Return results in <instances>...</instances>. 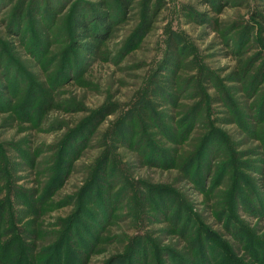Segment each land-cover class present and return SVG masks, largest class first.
Segmentation results:
<instances>
[{
  "label": "rangeland",
  "instance_id": "374dc122",
  "mask_svg": "<svg viewBox=\"0 0 264 264\" xmlns=\"http://www.w3.org/2000/svg\"><path fill=\"white\" fill-rule=\"evenodd\" d=\"M128 10L0 0V250L42 225L44 252L80 195L91 202L71 236L92 235L115 196L87 264L137 241L152 249L144 264H237L209 258L203 226L240 263L264 264L240 228L264 245V0H134ZM99 14L111 32L86 56L72 20Z\"/></svg>",
  "mask_w": 264,
  "mask_h": 264
},
{
  "label": "trees",
  "instance_id": "16d2710c",
  "mask_svg": "<svg viewBox=\"0 0 264 264\" xmlns=\"http://www.w3.org/2000/svg\"><path fill=\"white\" fill-rule=\"evenodd\" d=\"M132 1L134 0H115L117 6L120 7L124 13L129 11L128 9ZM111 27V22H108L103 14L94 16L90 20H85L83 16L73 17L72 35L74 37V41L76 42L75 46L80 48L86 56L90 53H96L101 44L108 38V35L111 32ZM95 28H97V30H95ZM175 49L176 46L173 45V42H169L167 44V50L165 52V59H167V63L170 62L171 54L175 53ZM165 68L168 69V67ZM197 170L198 169L196 168L194 169L196 173H198ZM189 173L190 172H188L185 176L188 179H190ZM208 175L209 172L205 174L204 178L206 179ZM205 187L206 186L203 183L201 186V191H204ZM234 191L235 190L233 188L232 194ZM110 197L111 196L108 195L109 199ZM169 199L174 200V203L177 199V196L171 195ZM112 200V202L110 201V205L106 204V209L101 203L103 210L105 209L104 212L101 211L103 222L101 225H99L98 221H95L94 227H96L97 230L94 234L91 235L89 234V231L87 232L84 229V235H78L76 238H72L71 233L73 232L76 234L77 229L76 224L79 216L77 209L86 208V206L91 202L89 198H81V195L76 197L74 200L76 211L71 213L68 216V219H66L65 233L52 242L51 245L46 246L44 252L43 248H38L35 246L37 240L43 236V232L40 230L42 229V225H40V229H37V231L32 233V236H27V234H25L27 238H22L19 233L13 232V230L10 231L13 232L11 239L7 240L3 249L0 250V264H87L88 258L94 254L96 247L102 242L103 238L101 236L104 234V228L106 229L109 227L110 221L118 206L115 196L112 197ZM196 223L198 225L200 224L197 220ZM240 228L242 230L241 233L249 241V247L245 248H251L252 251L255 250L259 255H262L264 253V245L261 243L260 239L254 236L251 231L245 229L246 227L243 228L240 226ZM14 234L17 235L14 236ZM1 235L3 234H0V236ZM66 235L69 239L65 241ZM199 236L200 238H203V248L209 253V258L219 254V257H216V259H220L222 257L221 259H230L237 264H243L240 263V260L235 259V257L233 258V252L231 248L222 241H219L209 229H206L204 226L201 227V230H199ZM28 240L31 241L30 244L25 242ZM146 245L147 244L145 242L142 244H139L138 241L132 242L125 251L118 253V255L115 254V256H111L103 264H128L129 259L133 257L135 262L133 261L131 264H144L138 260L146 257L147 254L150 256V253H152V249L148 248V245ZM10 246L11 248L9 249ZM46 250L49 251V254L47 258L42 260V253H45ZM172 253L173 252L171 250H165V254H167L168 257H170ZM208 260L209 259L203 258L202 261H204L203 263H207Z\"/></svg>",
  "mask_w": 264,
  "mask_h": 264
}]
</instances>
